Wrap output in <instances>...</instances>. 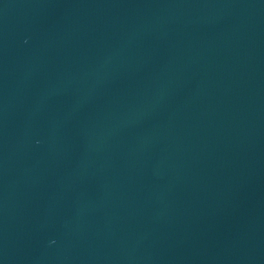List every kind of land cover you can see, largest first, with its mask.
Instances as JSON below:
<instances>
[{
  "label": "water",
  "instance_id": "95a60500",
  "mask_svg": "<svg viewBox=\"0 0 264 264\" xmlns=\"http://www.w3.org/2000/svg\"><path fill=\"white\" fill-rule=\"evenodd\" d=\"M0 264H264V0H0Z\"/></svg>",
  "mask_w": 264,
  "mask_h": 264
}]
</instances>
